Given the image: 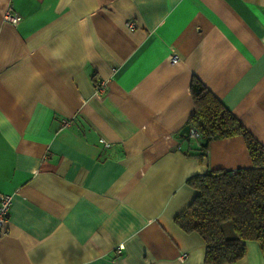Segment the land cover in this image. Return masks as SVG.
Wrapping results in <instances>:
<instances>
[{
	"label": "crops",
	"instance_id": "1",
	"mask_svg": "<svg viewBox=\"0 0 264 264\" xmlns=\"http://www.w3.org/2000/svg\"><path fill=\"white\" fill-rule=\"evenodd\" d=\"M193 77L264 146V0H0V264H203L187 181L251 161L179 136Z\"/></svg>",
	"mask_w": 264,
	"mask_h": 264
},
{
	"label": "trees",
	"instance_id": "2",
	"mask_svg": "<svg viewBox=\"0 0 264 264\" xmlns=\"http://www.w3.org/2000/svg\"><path fill=\"white\" fill-rule=\"evenodd\" d=\"M189 91L194 111L186 125L198 133L195 151L202 157L212 140L242 137L251 166L213 169L187 181L195 194L173 221L205 244L203 264H232L243 258L245 243L254 241L264 256V146H262L195 77ZM190 139L188 136L185 137Z\"/></svg>",
	"mask_w": 264,
	"mask_h": 264
},
{
	"label": "built area",
	"instance_id": "3",
	"mask_svg": "<svg viewBox=\"0 0 264 264\" xmlns=\"http://www.w3.org/2000/svg\"><path fill=\"white\" fill-rule=\"evenodd\" d=\"M6 21L10 22L12 25H16L18 23L19 17L15 14L10 15L7 13L5 17ZM126 27L130 30L135 28V24L133 22H127ZM170 61L173 63L176 61V57L172 56L170 58ZM198 133L194 129H190L188 137L190 139H197L198 138ZM39 172V171H38ZM11 205V197L9 195L1 194L0 193V234H4L7 232V215H8V210ZM122 249V245H119L117 247V252H120ZM183 257H180L179 260H183Z\"/></svg>",
	"mask_w": 264,
	"mask_h": 264
},
{
	"label": "water",
	"instance_id": "4",
	"mask_svg": "<svg viewBox=\"0 0 264 264\" xmlns=\"http://www.w3.org/2000/svg\"><path fill=\"white\" fill-rule=\"evenodd\" d=\"M190 131V126L186 125L179 131V136L181 137H187Z\"/></svg>",
	"mask_w": 264,
	"mask_h": 264
}]
</instances>
